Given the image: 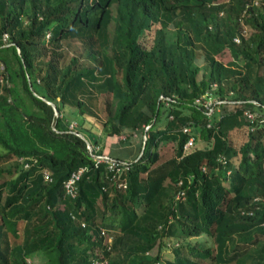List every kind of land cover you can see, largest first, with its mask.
Returning <instances> with one entry per match:
<instances>
[{
    "label": "trees",
    "instance_id": "16d2710c",
    "mask_svg": "<svg viewBox=\"0 0 264 264\" xmlns=\"http://www.w3.org/2000/svg\"><path fill=\"white\" fill-rule=\"evenodd\" d=\"M213 84L212 119L194 102ZM34 255L264 264V0H0V264Z\"/></svg>",
    "mask_w": 264,
    "mask_h": 264
},
{
    "label": "built area",
    "instance_id": "2783aa9c",
    "mask_svg": "<svg viewBox=\"0 0 264 264\" xmlns=\"http://www.w3.org/2000/svg\"><path fill=\"white\" fill-rule=\"evenodd\" d=\"M236 42H240L239 39H235ZM217 89V85L213 84L211 85L206 92L199 98H197L194 102V105L196 107H199L201 109H203L204 113L209 117L213 119V116L216 113H220V108H217V106L221 105V104H225L226 102L224 101H218L216 95H215V90ZM256 103V102H254ZM247 115V119L249 120H253L255 119L256 115H254L251 112H246ZM172 119V116H171ZM212 123L209 124L208 126L211 127ZM76 127V124H72L71 128ZM149 127L146 128V130H148ZM184 133H189L190 132V128L185 127L183 130ZM147 140V137L144 136V141ZM195 143V139L193 137H191L187 143L184 145V151H188L190 150L191 147L194 146ZM88 149L93 153V148L88 146ZM97 150L99 149V147L96 148ZM94 158V160L99 164V163H105L108 170L110 172L113 173V177L115 179H119L120 176L129 169V164L127 162H118L117 160H114L108 156L105 155H94L92 156ZM220 161L222 163H226L225 158L221 157ZM32 163H36V160H32V159H25V164H24V168L25 169H29L32 166ZM87 172V167H83V168H79L78 170H76L75 172H73L70 176L69 179H67L64 183V189H65V193L66 196L70 199H75L78 193V182L80 181L81 177L84 175V173ZM43 175L45 178V181L47 182H52V176L49 173V171L45 170L43 171ZM119 187L120 188H126L127 185L125 182H120L119 183ZM184 196V192L179 193V195L177 196L178 198H183Z\"/></svg>",
    "mask_w": 264,
    "mask_h": 264
},
{
    "label": "rangeland",
    "instance_id": "374dc122",
    "mask_svg": "<svg viewBox=\"0 0 264 264\" xmlns=\"http://www.w3.org/2000/svg\"><path fill=\"white\" fill-rule=\"evenodd\" d=\"M154 30H155V28H153V31ZM153 31L148 32L147 33V36L145 38L142 37L140 39L141 44H143L145 47H148L149 48L152 45V40H153V37H154L153 36L154 35V32ZM169 32L171 33V36L172 37L175 36L174 28L173 27L169 28ZM251 33H252V30L251 29H249L248 27H243V34L246 37H249L251 35ZM199 53H202V51H199ZM230 58H231L230 55L225 54L222 58H220V60L226 63L228 61V59H230ZM203 64H204V62L203 61H200V65H203ZM69 124L71 126L72 124H76V123L74 121V122H72V124L71 123H69ZM124 137L125 136H122V138H124ZM136 139L138 141L139 139H141V136L138 135V137ZM174 150H175L174 143L173 144L172 143H164L162 145V148H161L162 159H168V158L172 157L174 155ZM137 207H138V210L140 212L141 209H142L141 208V201L140 200L137 202ZM163 253H164V256L165 257H168V258L171 257L170 250H168V249L167 250H164ZM117 254L118 255L116 256V259L119 260V258H120L119 251H117ZM42 261H43V257L38 256V255H34L32 258H30L28 260V263L29 264H39Z\"/></svg>",
    "mask_w": 264,
    "mask_h": 264
},
{
    "label": "water",
    "instance_id": "95a60500",
    "mask_svg": "<svg viewBox=\"0 0 264 264\" xmlns=\"http://www.w3.org/2000/svg\"><path fill=\"white\" fill-rule=\"evenodd\" d=\"M48 103L53 107L56 116H58L59 114H58V110H57L56 106L53 103H51V102H48ZM79 135H80L81 138L85 139V137L83 135H81V134H79ZM145 144H146V140L144 141V144H143V147H142V151H141V154H140L139 158L144 155V152H145ZM88 145H89V147H91V145L89 143H88Z\"/></svg>",
    "mask_w": 264,
    "mask_h": 264
},
{
    "label": "crops",
    "instance_id": "0c3cea01",
    "mask_svg": "<svg viewBox=\"0 0 264 264\" xmlns=\"http://www.w3.org/2000/svg\"><path fill=\"white\" fill-rule=\"evenodd\" d=\"M137 137H138V134H134V138H135V142H136V143L139 142V140L137 141V139H136ZM124 138H125V137H124ZM124 138H122V139H124Z\"/></svg>",
    "mask_w": 264,
    "mask_h": 264
}]
</instances>
